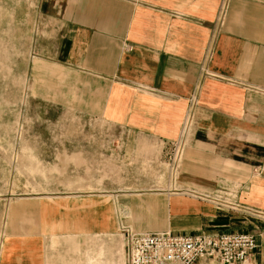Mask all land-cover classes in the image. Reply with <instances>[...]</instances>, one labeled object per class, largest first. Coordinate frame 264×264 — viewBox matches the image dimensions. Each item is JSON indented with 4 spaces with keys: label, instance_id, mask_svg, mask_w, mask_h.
<instances>
[{
    "label": "crops",
    "instance_id": "obj_1",
    "mask_svg": "<svg viewBox=\"0 0 264 264\" xmlns=\"http://www.w3.org/2000/svg\"><path fill=\"white\" fill-rule=\"evenodd\" d=\"M33 11L27 76L97 130L66 139L79 143L64 163L73 181L11 203L0 264H128L129 231L250 233L242 264H264V0H38Z\"/></svg>",
    "mask_w": 264,
    "mask_h": 264
},
{
    "label": "rangeland",
    "instance_id": "obj_2",
    "mask_svg": "<svg viewBox=\"0 0 264 264\" xmlns=\"http://www.w3.org/2000/svg\"><path fill=\"white\" fill-rule=\"evenodd\" d=\"M37 5L0 0V249L15 198L61 191L58 183L73 181L64 171L66 160L73 161L67 153L79 145L66 139L97 130L74 106H59L58 95L42 93L49 81L40 87V79L27 76L35 56L31 44L40 41V31L30 29Z\"/></svg>",
    "mask_w": 264,
    "mask_h": 264
},
{
    "label": "built area",
    "instance_id": "obj_3",
    "mask_svg": "<svg viewBox=\"0 0 264 264\" xmlns=\"http://www.w3.org/2000/svg\"><path fill=\"white\" fill-rule=\"evenodd\" d=\"M194 119V111L190 110L181 138L170 145L173 174L182 161ZM256 247V238L250 233L176 235L171 232L137 234L129 231L128 264H195L200 259L242 264Z\"/></svg>",
    "mask_w": 264,
    "mask_h": 264
}]
</instances>
